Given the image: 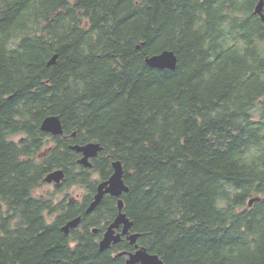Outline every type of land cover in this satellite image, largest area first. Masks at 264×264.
Returning <instances> with one entry per match:
<instances>
[{
	"label": "trees",
	"instance_id": "16d2710c",
	"mask_svg": "<svg viewBox=\"0 0 264 264\" xmlns=\"http://www.w3.org/2000/svg\"><path fill=\"white\" fill-rule=\"evenodd\" d=\"M259 1L0 0V264H127L126 237L99 246L119 198L86 212L114 161L139 247L165 264H264ZM165 50L176 70L147 64ZM51 115L63 135L42 131ZM92 141L87 168L71 146Z\"/></svg>",
	"mask_w": 264,
	"mask_h": 264
},
{
	"label": "water",
	"instance_id": "95a60500",
	"mask_svg": "<svg viewBox=\"0 0 264 264\" xmlns=\"http://www.w3.org/2000/svg\"><path fill=\"white\" fill-rule=\"evenodd\" d=\"M255 13H258L262 16L264 20V0H260L256 6ZM57 60V54L53 55V57L48 62L49 65L54 64ZM146 62L152 67L159 68H168L175 70L178 64V56L173 50H165L162 53H156L151 57L146 59ZM41 128L44 131L53 132L55 134H63L64 128L61 122L60 117L58 116H47L41 124ZM72 149L76 150L83 154L81 158H79V163L91 167L92 162L90 158L98 156L99 152L103 149L100 142H88L83 145L75 144L71 146ZM114 173L111 177L105 181H102L97 186V192L94 195V199L91 201L89 206L86 209L87 213L92 212L96 209V207L101 203L104 195L110 193L111 195L121 196L124 191H128L129 187L126 185L123 174V164L121 161L113 162ZM63 170H56L49 173L46 176L47 182H57L60 183L64 178ZM124 202L122 198L118 200L119 213L115 220L109 225L108 230L104 234V237L100 240V249L106 250L112 246L113 243H117L121 240L123 234H127L129 229L132 226L127 215L123 212ZM82 217L77 216L67 221L66 224L62 226V231L65 233H69L72 228L77 227L81 222ZM121 224H124L123 230L121 232L116 233V229L120 227ZM97 231V228L94 229ZM132 242L137 240L138 235L132 234L128 236ZM119 254H122L119 253ZM129 264H165L164 260L158 255L153 254L147 251L146 248H140L135 253H130V257L127 260Z\"/></svg>",
	"mask_w": 264,
	"mask_h": 264
},
{
	"label": "bare ground",
	"instance_id": "6f19581e",
	"mask_svg": "<svg viewBox=\"0 0 264 264\" xmlns=\"http://www.w3.org/2000/svg\"><path fill=\"white\" fill-rule=\"evenodd\" d=\"M257 4H258V3H257ZM257 4H256V6H257ZM256 6H255V9H256ZM255 9L253 10V13H254L255 15L259 16V17L262 19V16H261L260 14L255 13ZM262 21H264V20L262 19ZM161 53H162V52H161ZM147 58H148V57H147ZM147 58H146V59H147ZM55 63H56V62H55ZM55 63H54V64H55ZM147 64H148V63H147ZM48 65H49V64H48ZM51 65H53V64H51ZM148 65H149V64H148ZM177 65H178V64H177ZM149 66H150V65H149ZM151 67H152V66H151ZM156 68H159V67H156ZM166 69H168V68H166ZM176 69H177V68H176ZM176 69H175V70H176ZM170 70H172V69H170ZM51 116H56V115H51ZM61 122H62V121H61ZM41 129H42V128H41ZM42 131H44V130H42ZM44 132H48V133H51V134H54V135H63V134H64V133H63V134H55V133H53V132H49V131H44ZM73 150H74V149H73ZM75 151H76V150H75ZM101 151H102V150H101ZM101 151H100V152H101ZM100 152H99V153H100ZM78 153H80V152H78ZM80 154H81V157H82L83 154H82V153H80ZM98 155H99V154H98ZM81 157H80V158H81ZM96 157H97V156H96ZM96 157H92V158H90V160H92V159H94V158H96ZM78 160H79V159H78ZM78 162H79V161H78ZM91 162H92V161H91ZM80 164H81V163H80ZM81 165H83V164H81ZM92 165H93V164H92ZM83 166H84V167H87V166H85V165H83ZM91 167H92V166H91ZM87 168H90V167H87ZM59 170H62V169H59ZM113 170H114V167H113ZM63 171H64V170H63ZM113 173H114V172H113ZM64 174H65V172H64ZM123 176H124V175H123ZM64 177H65V175H64ZM63 179H64V178H63ZM63 179H62V180H63ZM44 180H45L46 183H49V184H53V183H54V184H60V183H61V182H60V183H57V182H55V181H53V182H47V181H46V177H45ZM62 180H61V181H62ZM96 192H97V190H96ZM125 192H127V191H124L123 194H124ZM123 194H122V195H123ZM106 195H111V194L108 193V194H106ZM122 195H121V196L111 195V196L116 197V198H121ZM104 197H105V195H104ZM104 197H103V198H104ZM93 199H94V198H93ZM102 200H103V199H102ZM118 200H119V199H118ZM101 202H102V201H101ZM100 204H101V203H100ZM100 204H99V205H100ZM99 205H98V206H99ZM98 206H97V207H98ZM97 207H96V208H97ZM118 209H119V207H118ZM93 211H94V210H93ZM93 211H92V212H93ZM90 213H91V212H90ZM88 214H89V213H88ZM81 222H82V219H81ZM81 222H80V224H81ZM130 222H131V221H130ZM131 223H132V222H131ZM80 224H79L77 227L72 228L71 230L78 228V227L80 226ZM109 225H110V224H109ZM121 226H122V229H121L120 231H118V232H121V231L123 230L124 224H121L120 227L116 229V233H118L117 230H119V229L121 228ZM108 227H109V226H108ZM108 227H107L106 231L108 230ZM131 228H132V226H131ZM131 228L129 229V232H128L127 234H123V235H122V238H121V240H120L119 242H117V243H113L112 245H116V244L120 243V242L122 241V239H123V236H126L127 239H128L132 244H135L137 250H139L140 248H145V247H139V245L136 244V243H137V240H136L135 242H132L131 239L128 237L129 235L135 234V233H132V232H131ZM94 229H95V228H94ZM94 229H93V231H94ZM61 230H62V229H61ZM71 230H70V231H71ZM97 231H98V229H97ZM97 231H94V232H97ZM106 231L104 232V234L106 233ZM63 232H64V231H63ZM64 233H65V232H64ZM65 234H70V232H69V233H65ZM137 235H138V234H137ZM103 237H104V235H103ZM103 237H102V238H103ZM138 237H139V235H138ZM138 237H137V239H138ZM99 246H100V242H99ZM110 248H111V247H110ZM108 249H109V248H108ZM146 249H147V248H146ZM106 250H107V249H106ZM137 250H136V251H137ZM136 251H134V252H122V254H119V253H118L117 256L125 255V256H127V260H128L129 257H130V253H135ZM147 251H148V250H147ZM148 252H149V251H148ZM120 253H121V252H120ZM153 254H156V253H153ZM127 260H126V262H127ZM164 262H165V261H164ZM127 264H129V263L127 262ZM136 264H142V263H136Z\"/></svg>",
	"mask_w": 264,
	"mask_h": 264
},
{
	"label": "rangeland",
	"instance_id": "374dc122",
	"mask_svg": "<svg viewBox=\"0 0 264 264\" xmlns=\"http://www.w3.org/2000/svg\"><path fill=\"white\" fill-rule=\"evenodd\" d=\"M47 187H54V185H53V184H47V185H44L40 190H44V189L47 188ZM67 191L70 193V195H71L72 197H75V196H76V197H77V196L82 197L83 194L87 193L85 189H82V188H80L79 186H76V185H72V186H70V187L67 189ZM99 214H101V213H98V216H99ZM94 217H96V215H95Z\"/></svg>",
	"mask_w": 264,
	"mask_h": 264
},
{
	"label": "flooded vegetation",
	"instance_id": "af4514ba",
	"mask_svg": "<svg viewBox=\"0 0 264 264\" xmlns=\"http://www.w3.org/2000/svg\"><path fill=\"white\" fill-rule=\"evenodd\" d=\"M263 194H264V192H263ZM110 196H111V195H110ZM112 197H113V196H112ZM113 198H116V197H113ZM116 199H117V198H116ZM114 219H115V218H114ZM114 219H113V220H114ZM113 220H112V221H113ZM112 221H111V222H112ZM108 226H109V225H107V227H108ZM107 227H106V229H107ZM106 229H105V231H106ZM121 229H122V226H121V228H120L119 230H117V232L120 231ZM97 232H98V231H97ZM97 232H95V233H97ZM103 235H104V233H103ZM102 237H103V236H102ZM123 237H126V236H123ZM126 238H127V237H126ZM134 246H135V245H134ZM136 250H137V248H136V246H135V250H134V251H136ZM134 251H133V252H134Z\"/></svg>",
	"mask_w": 264,
	"mask_h": 264
}]
</instances>
